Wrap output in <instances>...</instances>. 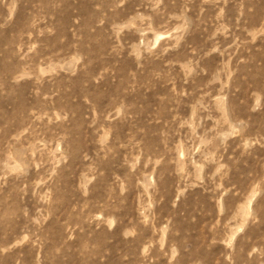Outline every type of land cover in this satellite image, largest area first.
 Wrapping results in <instances>:
<instances>
[{
	"label": "rangeland",
	"instance_id": "obj_1",
	"mask_svg": "<svg viewBox=\"0 0 264 264\" xmlns=\"http://www.w3.org/2000/svg\"><path fill=\"white\" fill-rule=\"evenodd\" d=\"M0 264H264V0H0Z\"/></svg>",
	"mask_w": 264,
	"mask_h": 264
}]
</instances>
